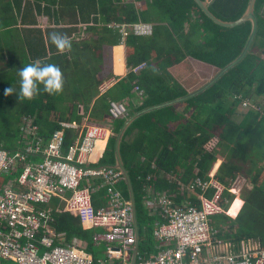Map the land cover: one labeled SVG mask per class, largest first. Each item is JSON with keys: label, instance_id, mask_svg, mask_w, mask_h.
I'll return each mask as SVG.
<instances>
[{"label": "trees", "instance_id": "trees-1", "mask_svg": "<svg viewBox=\"0 0 264 264\" xmlns=\"http://www.w3.org/2000/svg\"><path fill=\"white\" fill-rule=\"evenodd\" d=\"M57 1L44 0L51 5ZM77 3L73 18L83 21L92 19L94 23L87 28L104 35L98 43L82 44V49L90 54L99 55L100 49L104 48L100 43L114 45L121 40L118 29L108 25L109 22L143 20L153 23L152 35L130 33L126 36L129 71L115 88L122 90L121 95H130L134 84L144 91L143 100L136 107H130L129 114L202 87L243 52L253 27L252 21L234 27L221 25L205 13L196 0H81ZM249 3L250 0H213L210 9L221 19L236 20L245 14ZM50 9L47 7L48 11ZM25 10L27 12V7ZM56 15L60 21L59 12L56 11ZM256 15L259 19L257 36L249 53L237 65L206 91L142 114L124 134L121 154L135 192L141 235L139 247L146 257L158 251L153 230L157 220L163 221L159 214L152 212L146 199L154 201L167 193L177 203L189 199L200 205L202 190L190 191L187 186L198 176L208 178L220 155L224 162L216 176L227 186L221 201L226 211L214 215L216 220H211V223L230 224L233 221L228 211L235 197L234 188L240 180L239 173H244L242 170L245 169L239 162L252 161L254 166L250 169V180L254 188L247 194L245 206L237 216V230L218 229L227 240L241 244L244 239L254 238L260 240L264 247V165H260L264 162V0H257ZM31 22L36 23V20L31 19ZM31 31V36L25 40V59L16 61L14 70L0 65V146L10 151L24 147L28 140L33 139V135L24 132L26 125L22 121L25 116L33 118V123L38 124V135L45 144L60 128L62 120L85 123L84 116L89 114L87 121L99 123L106 113L111 117L109 103L111 98H117L112 88L98 95L97 88L104 77L98 75L97 65L92 71L90 64L79 69L77 66V70L72 71L80 77L74 81L68 98L61 97L56 83L66 88L60 84L66 80V85L70 86L71 81L67 79L71 62L78 58L76 51L72 50L74 45L68 50V42L78 43L71 41L65 32L61 34V31L71 33L74 30L55 26L45 30L33 27ZM43 31L47 33V41ZM103 56L109 57V51L105 50ZM142 62L146 65L138 68ZM254 96L261 109L250 103ZM246 101L249 103L245 104ZM81 105L83 113L79 112ZM179 107H184V111L180 112ZM12 110L14 112H10ZM111 121L112 134L103 142H98L96 147L101 156L99 164L115 163V138L125 117H111ZM135 129L137 134L130 139ZM78 132L72 128L65 130V147L77 138ZM215 137L219 138V143L210 149L208 144ZM29 156L33 160L41 159L39 153ZM20 172L21 168L14 173L2 174L0 185L8 180L15 181ZM169 174L178 179L170 180L166 177ZM97 182L94 180V185ZM150 185L152 188L147 191ZM120 187L128 198L125 180ZM103 193L100 187L94 191L96 208L107 202ZM241 203L240 199L236 201L232 213L236 212L235 206ZM154 205L160 211L157 200ZM51 206L55 231L64 233L68 243L75 238L80 239L86 251L98 259L104 250L103 246L96 247L94 241L99 228L91 224L88 216L61 209L58 196L52 199Z\"/></svg>", "mask_w": 264, "mask_h": 264}, {"label": "built area", "instance_id": "built-area-1", "mask_svg": "<svg viewBox=\"0 0 264 264\" xmlns=\"http://www.w3.org/2000/svg\"><path fill=\"white\" fill-rule=\"evenodd\" d=\"M116 26L123 42L130 33L148 36L154 31L151 22L142 20ZM114 82L115 78L103 80L100 90L104 93ZM134 89L143 97V89L137 84ZM109 104L112 117L128 116L125 101L111 99ZM22 123L33 139L15 151L0 146V177L21 168L15 181L0 185V264H130L136 235L131 202L118 187L124 175L110 164H99L101 156L96 153L98 142L112 134L110 122L62 120L45 144L33 118L25 116ZM68 128L79 132L65 147ZM38 153L40 160L29 156ZM216 173L211 170L208 178L198 176L189 185L190 190H202L200 205L190 200L177 203L166 194L156 199L163 220L153 230L158 251L148 257L138 251L135 264H264L260 240L244 239L238 244L221 236L211 223L214 215L225 211L221 201L227 186ZM100 186L107 202L96 208L92 192ZM55 196L65 209L88 216L99 228L94 241L104 250L98 259L80 239L68 243L64 233L55 231L51 213ZM163 242L168 244L160 245Z\"/></svg>", "mask_w": 264, "mask_h": 264}, {"label": "crops", "instance_id": "crops-1", "mask_svg": "<svg viewBox=\"0 0 264 264\" xmlns=\"http://www.w3.org/2000/svg\"><path fill=\"white\" fill-rule=\"evenodd\" d=\"M78 1L81 0H64V1L58 0L56 4L51 5L44 2V0H0V65L5 66L9 70H14V68L16 67L15 62L23 61L25 59V51L27 49L25 40L27 39V37L31 36L32 34L31 28L33 27H40L43 30L55 26L71 28L72 30H74L71 33H69L70 31H61V34H64L65 32L71 41H76L78 43V44H71L70 42H68L69 44L68 50L71 47V45L75 46L72 50L76 51L79 47L82 48L83 47L82 44H85V42H88L89 44H91L92 42L98 43V40L104 37V35L103 33L101 34L100 31L98 32L91 31L90 29L87 28V26L92 25L94 23L93 20L91 19L88 21H83L81 19L78 20L77 17L73 18L72 16L73 9L77 10ZM125 1L130 2L133 0H125ZM38 5H40V7ZM136 5L140 6V3H136ZM25 7H27V12L26 10L24 11ZM47 7L51 9L48 11ZM56 11L59 12V14L61 15L59 17L60 21H58ZM31 19H35L36 23L31 22ZM71 19H76L77 21L74 22ZM115 22L117 21L109 22L108 25H112V23L114 24ZM43 33H44L45 41H47L46 31H43ZM100 45H104L103 50L101 48L99 51V56L104 60L103 62L104 67L102 68V70H100V73L98 75L99 76L102 75V77H104L103 80L112 79V78L116 79V82H114L108 88V90L112 88L114 96L117 97L111 99L125 101L129 108L132 106L136 107L141 103L143 99L141 95H139L138 92L135 91L134 87L131 89L130 95H121L122 90H120L119 87L115 88L117 82L120 79H123L129 71V67L127 66V61H126L127 58H126L125 42L119 40V42L114 45L102 44V43H100ZM54 46H55L54 49L56 50V45ZM105 50L109 51L110 53L109 57L103 56V52ZM142 64L146 65L145 62H142ZM17 66L20 65L18 64ZM97 89H98V95H103L108 91L106 90L103 93L100 90V84L98 85ZM179 111L180 112L184 111V107H179ZM79 112L80 113L84 112L82 105L79 106ZM88 115L89 114H86V116H84L86 122H95V121H87L86 118L88 117ZM106 122H110V124L112 125L111 117L107 113L104 116L103 121L99 123H106ZM136 134H137V130L135 129V131L130 136V139L134 138ZM213 139L208 144L210 147L213 142L215 146L218 145L219 143L218 137H215ZM223 161L224 158L220 155V157L215 162L217 166L216 167L213 166V167L216 168V170L218 171ZM239 163H241V165L244 166L245 169L242 170V172L244 173L241 174L239 173L238 177L240 179L239 180L240 182L238 181L237 187L234 188L236 192L235 197L233 198L230 209L228 211V213H230V215L232 216L233 221L230 224L228 222H222V224H216V225L212 223L214 226L222 230H228L229 228H232V231L237 230L236 226H238V221H239L237 219V216L240 215L241 210L245 206V200L247 194H250V192H252L251 190H253L254 188V184H252V181L250 180L251 179L250 169L253 168L254 163L252 161L246 162L245 160L240 161ZM260 165H264V162L262 161ZM166 177H169L170 180L172 178L178 179L170 174L167 175ZM151 188L152 185H150V188H148V190ZM187 189L190 190L189 186H187ZM160 192L165 193V191H160ZM174 196H176V194H174ZM239 199L242 201V203L235 206L236 212L234 214L232 213V208L236 204V201ZM188 200L189 199H183V201H188ZM146 203L150 208H152V212L154 214L156 213L161 216L160 211L156 210L157 206L152 204L151 199L148 198V201L146 200ZM225 211H226V207H225ZM215 216H213L212 221L216 220ZM157 222L159 221L157 220L156 223ZM164 244L167 245L168 242L160 243V245H164ZM221 264H225V262Z\"/></svg>", "mask_w": 264, "mask_h": 264}, {"label": "water", "instance_id": "water-1", "mask_svg": "<svg viewBox=\"0 0 264 264\" xmlns=\"http://www.w3.org/2000/svg\"><path fill=\"white\" fill-rule=\"evenodd\" d=\"M199 6L202 8V10L211 18L214 19L217 23L228 26V27H234L237 25H240L242 23H245L247 21H252L253 27L250 34V37L248 39V42L243 50V52L232 62H230L228 65H226L224 68H222L209 82L204 84L202 87L191 91L185 95H182L180 97L163 101L161 103H157L154 105L146 106L142 109H139L137 111H134L130 115H128L125 118L124 123L121 125L119 130L117 131L116 138H115V163L112 164L117 169H120L124 175V180L127 183L128 192H129V199L132 205V215H133V223H134V229H135V235H136V243L133 249L132 253V259L130 264H135L137 252L139 250V243H140V231H139V225H138V218H137V205H136V197L135 192L131 180L130 173L125 166L122 154H121V142L123 140L124 134L127 130V128L131 125V123L137 119L142 114L167 106L172 104H177L179 102L188 100L204 91H206L208 88H210L212 85H214L225 73H227L232 67L237 65L251 50V47L253 45V42L257 36L258 29H259V19L256 15V3L257 0H250L249 6L245 12V14L240 18L236 20H226L219 18L213 11L210 9V4L206 0H196Z\"/></svg>", "mask_w": 264, "mask_h": 264}, {"label": "rangeland", "instance_id": "rangeland-1", "mask_svg": "<svg viewBox=\"0 0 264 264\" xmlns=\"http://www.w3.org/2000/svg\"><path fill=\"white\" fill-rule=\"evenodd\" d=\"M76 53L78 54L76 57H78L75 61H72L71 62V66H72V68L70 69L71 71H70V73H69V76H68V79L67 80H69V81H71L70 82V86L68 87L67 85H66V80L65 81H61L60 82V84H62L63 86H65L66 88H62V87H60V86H58V83H56V88H57V93L61 96V97H63V98H68V94H69V91H70V93L72 92V89H73V87H74V81L78 78V77H80L76 72H72V71H75V70H77V69H79V68H81V67H85V66H87V64H90V69L93 71V69H94V67L97 65L98 66V68H99V71L100 70H102V68L104 67L103 66V62H104V60L97 54V55H94V54H90V53H87L85 50H83L82 48H78L77 50H76ZM77 66H79L78 68H77ZM77 68V69H76ZM69 72V71H68ZM97 76V75H96ZM59 81V80H58ZM142 97V96H141ZM255 96L253 97V98H251V101H250V103H252L253 105L255 104L257 107H258V109H261V106L258 104V103H256L255 102ZM142 99H143V97H142ZM249 101H248V103H249ZM262 103H264V100L262 101ZM263 108V107H262ZM263 111H264V109H263ZM10 112H14L13 110L12 111H10ZM16 139V138H15ZM214 140V139H213ZM223 160V159H222ZM224 162V161H223ZM214 166L216 167L217 165L216 164H214ZM214 168V167H213ZM212 168V170L214 171V172H217V170H216V168H214L213 169ZM253 184V183H252ZM63 210H67V209H65V208H63ZM233 213L235 214V212L233 211ZM143 237H145V234L143 235ZM96 247H97V245H96ZM100 248V247H99Z\"/></svg>", "mask_w": 264, "mask_h": 264}, {"label": "clouds", "instance_id": "clouds-1", "mask_svg": "<svg viewBox=\"0 0 264 264\" xmlns=\"http://www.w3.org/2000/svg\"><path fill=\"white\" fill-rule=\"evenodd\" d=\"M207 1V0H206ZM209 4L211 3V2H209V1H207ZM143 21V20H142ZM147 22H149V21H147ZM152 23V22H151ZM116 24H126V22H115L114 24L112 23V27L113 28H116V29H118V31H119V27L118 26H116ZM153 24V23H152ZM119 33H120V31H119ZM120 35H121V33H120ZM149 36V35H148ZM145 66V65H144ZM143 66V67H144ZM130 108L128 107V110H129ZM110 114V113H109ZM128 115H130V114H128ZM112 117V116H111ZM127 117V116H126ZM125 117V118H126ZM113 118V117H112ZM208 147L210 148V149H213L214 147H215V145H214V147H210L209 145H208ZM97 153V152H96ZM112 165V164H111ZM124 180V179H123ZM122 182V181H121ZM120 182V183H121ZM120 183L118 184V187H119V189L122 191V189H121V187H120ZM97 188H99V187H96L95 188V190L94 191H96L97 190ZM100 188H103V187H101L100 186ZM148 188H150V186H148ZM148 188H147V191H148ZM104 190V189H103ZM94 191L92 192L93 194H94ZM104 195H105V190H104V193H103ZM124 195V194H123ZM92 197H93V203H94V196L92 195ZM106 197V196H105ZM124 197H125V195H124ZM154 197V196H153ZM126 199H129V197L127 198V197H125ZM130 200V199H129ZM147 201H148V198L146 199ZM152 201V200H151ZM152 204L154 205V202L152 201ZM95 206V205H94ZM61 207V209H63L64 208V202L62 203V206H60ZM156 223V222H155ZM140 240H141V238H140ZM140 244V243H139ZM138 251H140L141 252V250H140V247H139V250ZM142 253V252H141Z\"/></svg>", "mask_w": 264, "mask_h": 264}, {"label": "bare ground", "instance_id": "bare-ground-1", "mask_svg": "<svg viewBox=\"0 0 264 264\" xmlns=\"http://www.w3.org/2000/svg\"><path fill=\"white\" fill-rule=\"evenodd\" d=\"M100 142V141H99Z\"/></svg>", "mask_w": 264, "mask_h": 264}]
</instances>
